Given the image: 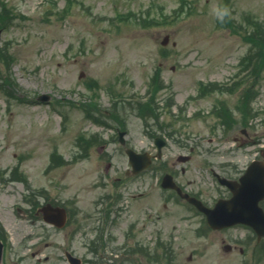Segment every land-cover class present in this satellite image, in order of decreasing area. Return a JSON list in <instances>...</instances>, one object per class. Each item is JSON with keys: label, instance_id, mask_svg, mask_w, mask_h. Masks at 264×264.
I'll return each instance as SVG.
<instances>
[{"label": "rangeland", "instance_id": "1", "mask_svg": "<svg viewBox=\"0 0 264 264\" xmlns=\"http://www.w3.org/2000/svg\"><path fill=\"white\" fill-rule=\"evenodd\" d=\"M258 33L264 36V0H0V228L9 244L5 263L68 264L65 251L70 249L87 257V264H101L111 252L113 264H264V240L257 244L251 228L211 229L202 213L163 191L158 181L171 163L184 165L180 154L198 147L188 161L190 170L179 180L214 202L226 188L212 181L206 161L235 179L261 157L264 63L255 75L248 70L252 57L261 52L253 44ZM154 76L164 82L155 108L168 97L172 107L160 108V115L151 111L144 122L135 103L120 99L145 97ZM210 82L236 89L200 97L201 84ZM245 82L254 87V117L248 123L235 109V92ZM41 94H49L50 101L38 100ZM113 98L120 103L114 105ZM222 99L239 119L230 133L208 112ZM83 105L93 114H109L118 106L127 120V145L136 150L153 151L155 136L170 129L164 148V161L170 164L158 171L156 164L130 181L127 190L116 192L113 180L125 177L127 154L113 130L85 116ZM158 117L174 124L156 132ZM98 133L89 155L80 154L79 146L87 144L78 145L79 136ZM102 145L109 155L101 153ZM113 189L122 199L112 198L106 211L114 227L107 235L108 250H103L97 235L104 197H98ZM33 198L70 204L74 224L58 229L36 219L29 206ZM138 243L148 258L132 250ZM227 244L231 249H225Z\"/></svg>", "mask_w": 264, "mask_h": 264}, {"label": "water", "instance_id": "2", "mask_svg": "<svg viewBox=\"0 0 264 264\" xmlns=\"http://www.w3.org/2000/svg\"><path fill=\"white\" fill-rule=\"evenodd\" d=\"M166 42L167 39L164 41V43ZM242 180L243 184L237 194V198L242 201L240 202L245 205V208H238L237 206V210L232 211V213L234 216H238V220L251 223L256 227L264 226V224H262V221L264 220V212L262 208L258 206L259 200L264 198V162L260 161V164L254 163L250 167L248 174ZM237 191L238 190H236L235 193ZM225 210L227 209L222 210V214L227 213ZM43 211L46 220L53 221L59 226L63 225L64 213L62 209L53 208L49 205L44 207ZM54 211L58 212L57 219H55L53 216ZM230 218L228 221L231 220ZM257 220H260V222ZM260 232L263 233L264 231ZM2 246L3 245L0 242V264L2 261Z\"/></svg>", "mask_w": 264, "mask_h": 264}, {"label": "flooded vegetation", "instance_id": "3", "mask_svg": "<svg viewBox=\"0 0 264 264\" xmlns=\"http://www.w3.org/2000/svg\"><path fill=\"white\" fill-rule=\"evenodd\" d=\"M175 165V167L178 168L177 164L173 163ZM216 168V167H213V169ZM179 171H176V170H170L169 172L172 173L174 175V177L176 179H178L179 183L181 185H186L184 183H181L180 180H179V177L180 176H184L186 173H187V167H184V166H179ZM218 169V168H217ZM214 171V170H213ZM212 171V172H213ZM220 172V171H219ZM221 173V172H220ZM213 175H214V172H213ZM194 195V194H193ZM111 202V201H110ZM110 202H105L104 199H102V202L100 203V206H99V209H98V213H99V210H100V216H99V219H98V223H99V226L103 229H105L106 231L108 232H111L114 225L111 223L109 224L108 223V219H107V209L109 208L110 206ZM118 221V220H117ZM142 248V247H141Z\"/></svg>", "mask_w": 264, "mask_h": 264}]
</instances>
